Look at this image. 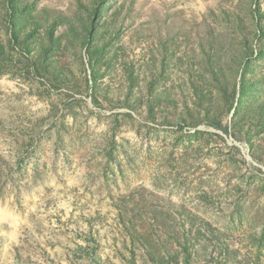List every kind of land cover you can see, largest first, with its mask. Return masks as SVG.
<instances>
[{"label":"rangeland","instance_id":"rangeland-1","mask_svg":"<svg viewBox=\"0 0 264 264\" xmlns=\"http://www.w3.org/2000/svg\"><path fill=\"white\" fill-rule=\"evenodd\" d=\"M0 264H264V0H0Z\"/></svg>","mask_w":264,"mask_h":264},{"label":"trees","instance_id":"trees-1","mask_svg":"<svg viewBox=\"0 0 264 264\" xmlns=\"http://www.w3.org/2000/svg\"><path fill=\"white\" fill-rule=\"evenodd\" d=\"M227 132V131H226ZM228 133V132H227ZM216 135H220V134H216Z\"/></svg>","mask_w":264,"mask_h":264}]
</instances>
